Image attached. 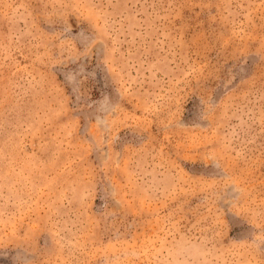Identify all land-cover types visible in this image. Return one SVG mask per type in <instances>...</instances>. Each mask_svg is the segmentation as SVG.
<instances>
[{
    "label": "rangeland",
    "instance_id": "obj_1",
    "mask_svg": "<svg viewBox=\"0 0 264 264\" xmlns=\"http://www.w3.org/2000/svg\"><path fill=\"white\" fill-rule=\"evenodd\" d=\"M0 264H264V0H0Z\"/></svg>",
    "mask_w": 264,
    "mask_h": 264
}]
</instances>
